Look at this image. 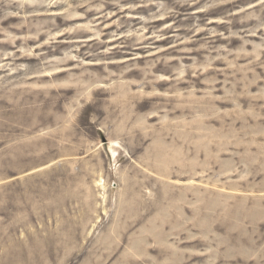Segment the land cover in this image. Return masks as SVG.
I'll list each match as a JSON object with an SVG mask.
<instances>
[{"label": "rangeland", "instance_id": "1", "mask_svg": "<svg viewBox=\"0 0 264 264\" xmlns=\"http://www.w3.org/2000/svg\"><path fill=\"white\" fill-rule=\"evenodd\" d=\"M0 105V264H264V0H0Z\"/></svg>", "mask_w": 264, "mask_h": 264}, {"label": "bare ground", "instance_id": "2", "mask_svg": "<svg viewBox=\"0 0 264 264\" xmlns=\"http://www.w3.org/2000/svg\"><path fill=\"white\" fill-rule=\"evenodd\" d=\"M12 95L14 96L15 100H11L9 101L10 104L7 105V106H4L6 108H8V113L10 112L11 114H14V105L18 103V100H17V97L20 96L21 97V100L22 99H31L30 95L28 96V93L26 92V90H23V91H14L12 92ZM135 99L136 96L134 95ZM9 98V97H8ZM0 107L2 108V105H0Z\"/></svg>", "mask_w": 264, "mask_h": 264}]
</instances>
